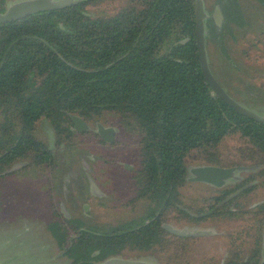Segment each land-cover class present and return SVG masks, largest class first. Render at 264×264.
Instances as JSON below:
<instances>
[{
  "label": "trees",
  "instance_id": "16d2710c",
  "mask_svg": "<svg viewBox=\"0 0 264 264\" xmlns=\"http://www.w3.org/2000/svg\"><path fill=\"white\" fill-rule=\"evenodd\" d=\"M222 1L225 22L220 30L213 25L205 36L209 68L234 101L264 107V84L253 81L264 76V62L248 60L249 48L264 58V28L254 39L245 38L247 28L259 27L258 17L250 26L240 1ZM7 2L0 0V12ZM253 5L264 10V0H253ZM231 39L247 42L235 58ZM211 54H218L217 66ZM223 60L233 74L234 89L228 87L243 99L231 96L219 82ZM72 115L92 124L113 122L131 135L138 165L133 188L150 219L135 233L94 244L83 233L70 248L72 264H91L137 248L166 262L183 261L192 244L185 247L184 239L170 240L163 231L169 210L190 226L253 219L254 227L228 235L234 238L227 239L224 264H259L264 202L251 208L244 198L264 180L205 218L179 208L204 213L238 188L227 186L218 199L214 194L192 196L185 205L181 190L190 167H255L259 169L251 180L264 179V125L225 104L200 70L195 0H82L0 24V178L17 173L2 175L16 164L47 163L50 151L39 132L42 122L49 125L57 149L78 151ZM65 227L78 228L66 218L49 225ZM95 252L99 255L92 256Z\"/></svg>",
  "mask_w": 264,
  "mask_h": 264
},
{
  "label": "rangeland",
  "instance_id": "374dc122",
  "mask_svg": "<svg viewBox=\"0 0 264 264\" xmlns=\"http://www.w3.org/2000/svg\"><path fill=\"white\" fill-rule=\"evenodd\" d=\"M14 1L17 0H8L6 6L7 4ZM225 1L226 3L229 2L231 3V5H234L233 0H225ZM237 1L238 3L240 1L243 10L248 12V14L246 13L245 14L247 15L250 26L256 23V19H257L256 17H258L259 19L258 28L250 27L246 29L248 30L247 32L248 37L245 38L254 39L258 34V31L264 28V25L262 24L264 22V10L260 9L259 6L257 5H253V0H237ZM203 2H204L205 11L208 14V18L205 24L207 27V31L209 33L211 30L210 28H212L213 26V21L211 16L214 10V6L215 4L222 5L223 1L203 0ZM223 14L224 13H222V23L225 22L226 19ZM241 47H247V42L245 40L241 39L240 42L238 43L232 41V39L230 40L229 50L232 51V55L234 58L238 57L239 55L238 50ZM211 48H213L212 42H210V47L208 48L209 52H212ZM249 52H250V56H248L249 61L254 62L257 59L264 62V58L259 59V57H257L256 55L257 53L253 49L249 48ZM212 55L213 54H211V56ZM217 55L216 54L215 56L213 55V59H212L213 60L212 62H214L216 66L218 64ZM222 62H223L222 68H219L218 72L221 76H223V79L221 80V78H219V82L223 81L225 83L227 90L229 91L231 96H233L234 98L239 97V99H241L240 97L242 96L240 94H236L234 91H232L229 88L230 86L231 88H233L231 85L233 74L232 71H230L227 67L225 68L224 60ZM253 81L257 86H259L261 83L264 84V76L258 75V77L256 79H253ZM224 90L226 91V89ZM249 104L247 105V103H243V104L241 103L242 106L250 110H253L261 115H264V107L254 105L255 102L254 104L252 103ZM111 123L106 122L105 124L114 126L117 130L115 136L116 137L115 145H112L110 147L106 144H102L101 142H99L98 138L95 136V134H93L94 133V127H93L91 131L92 135H78L77 136L78 138L73 140V142L75 143L74 147L78 148L79 150H82L81 152L72 149L65 153L62 152L63 150L65 151V149L63 148V146H61L59 149H57L58 150L57 152L59 153L58 155L59 158L56 161V163H60V164L65 163L67 165L71 164L70 162L73 161L69 160L70 162H67V159L64 157V155L68 154L71 155L69 156L70 158L71 157L74 158V156L77 153L76 157L74 158L75 159L74 163L77 165L79 173L84 175L86 172L82 167V163L89 165L93 164L94 169L97 171L100 168L102 169L106 168V166H104V163L102 161L96 162V159H94L95 157L106 158L110 161L112 165L115 164L117 165L118 161L126 164L132 163V160L135 159V153H136L134 140L132 139L130 134L121 131V129H119L117 125H113L114 124L113 122ZM39 132L42 139L49 145V147H54L53 134L50 130L49 125L46 122L40 123ZM90 138L93 139L90 140ZM247 168H255V167H247ZM258 169L259 168H257L255 171L237 172L236 177L238 178V180H243V179L251 180L253 178L251 177L252 175L251 173L255 174L258 171ZM35 170L38 171V169L36 168ZM35 170L26 169L24 171L17 172L11 176H7V177L5 176L3 178H0V201L2 203V206L0 203V264H68L66 260L64 261L61 258H57L61 249L57 248L54 240L49 237L50 234L46 232V230L50 232L49 231L50 223H53L54 221L61 222L63 218L68 219V217L64 215V212H66L67 210L65 209V211H62L60 207V203L63 201L61 200V198L53 200L47 196V194L45 193L46 190L44 188V180L41 178V176L37 174L38 172ZM119 171H121V169ZM62 175L63 174L59 173L58 177H61ZM70 177L71 176L68 175L65 178L69 179ZM254 177H257L256 181L264 180L263 178H259L258 176H254ZM94 178L96 179L97 182H100L98 178L96 177ZM233 185H234L233 182L227 184V186H233ZM79 186H80V190L76 193L77 195H74L75 199H78V197L80 199L84 198L85 192H84L83 184H79ZM99 186H101V190L103 191V193H106L107 189H105L101 183L99 184ZM76 187H78V183L76 184ZM60 191L62 193H66L67 195L70 194L68 193L69 190H65L64 187H61ZM181 193H183L182 190ZM191 195L194 197L196 195H199V193H196V191H194V194L191 193ZM51 196L54 197V195L52 194ZM204 196H208V194L204 192H200L199 198H202ZM91 198L93 202L92 205L89 204L90 211H94V216H97L96 220L99 223L104 222L106 220L105 217L106 211H104L99 206H96L94 196L92 195V193H91ZM244 199L243 200L247 202V204H249L250 206L259 202H264V184L256 186L252 192L247 193ZM82 204L83 203H80V206L77 209L80 214H82ZM115 205L117 206L116 209H111V211L115 212V214H118V216L121 214L120 217L124 219L125 214H123L121 203L118 202L115 203ZM118 205H120V207ZM52 207L54 213L53 216H51L52 217L51 218L49 217V212L52 211L51 210ZM69 213L70 212L68 211L67 214ZM176 217L177 216L175 214L171 213L169 219H166V221L169 225L175 227V229L183 230L184 227L187 225V223H184V221L180 219H176ZM254 225H256V223L254 222L253 219H243L235 223L232 222V223L209 224L205 222L199 224L198 226L195 225L196 226L195 228L187 225L189 226L188 229L190 231L194 230L193 232L202 233L207 231L214 233V237L212 238L207 237L205 239L197 240L193 252L188 257L190 261V263L188 264H202L203 260L209 257H212L215 263L218 264L219 261L226 256V252H228V248H229L228 245L226 244L227 238L224 235L236 234L238 233L239 230H241V228L243 229L244 227L246 228L254 227ZM119 257L127 260L146 261L153 264L166 263L165 259L162 256L159 255L158 257V254L154 252L138 253V251L136 250L131 252L124 251ZM263 257H264V252L262 254V258ZM170 264H183V262L179 261Z\"/></svg>",
  "mask_w": 264,
  "mask_h": 264
},
{
  "label": "flooded vegetation",
  "instance_id": "af4514ba",
  "mask_svg": "<svg viewBox=\"0 0 264 264\" xmlns=\"http://www.w3.org/2000/svg\"><path fill=\"white\" fill-rule=\"evenodd\" d=\"M215 5L219 6L220 11H221V15H222L223 10H222L221 4L220 5L215 4ZM211 18H212V16H211ZM212 21H213V25L217 28V30H220L221 26L224 23V22L222 23V18H221V22L219 25H217L214 18H212ZM82 121L85 123V126H84L85 128L83 127L84 131H73V124H72L71 131L74 135V140L78 138L77 137L78 135H92L91 131H92V128L94 127V133L93 134H95V136L98 138L99 142H101L102 144H106L110 147L112 145H115V143H116V137L115 136H116L117 130L114 126H111L108 124L103 125L99 122L92 124V123L87 122L83 119H82ZM98 124H101L104 128H113L115 130L114 136H113V141L111 143L103 141L99 137V135L96 133ZM92 139L93 138H90V140H92ZM54 143L55 142H53L54 147L48 148V151H50V153L48 155L47 163L42 164V165H36V166L29 165L28 163H24L25 166L23 168H20V170L18 169V171H16V172H21V171H24L26 169H34V170H35V168L38 169V171L37 170H35V171H37L38 172L37 174L39 176H41V178L44 180V188L46 190L45 193L47 194V196L53 200L61 198V200L63 202L60 203V207H61L62 211H65V209L67 210L66 212H64V215L66 217H68V220H71L72 226L78 227V228L65 227V228H58V229L57 228L56 229L49 228L50 232H48L46 230V232L48 234H50L49 237L54 240L57 248L61 249L57 258H61L64 261L66 260L68 262V264H72L74 260L69 257L70 248L73 246L74 241H76V240L78 241L79 239L82 238L83 233L87 234L88 235V241L91 242L92 244H94L98 241H105V240L108 241L109 238H121L122 236H124L128 233H135L138 230H140L142 228V226L150 223V219L148 218L149 216L147 214L145 215V213H144L147 205L142 199H140L139 194H136V193H138V191H136L133 188V184H134L133 176H134L136 168L138 166L137 164L133 163V161H135V159L132 160V163H129L130 165L123 163V162H120V161L117 162V165L116 164L112 165L110 163V161L106 158L95 157L94 159H96V162L102 161L104 163V166H106V168L105 169L100 168L97 171L94 169L93 164L89 165V164L82 163V167H83L84 171L86 172L84 175V174L79 173L77 165L74 163V160H75L74 158L76 157L77 153L74 156V158H72V157L70 158L69 156H71V155H68V154L64 155V157L67 159V162H70L69 160L73 161V162H70L71 164L67 165L65 163L64 164L56 163V161L59 158V156H58L59 153L57 152L58 150H57ZM78 151L81 152L82 150H78ZM62 152L66 153L67 151L63 150ZM120 169H121V171H119ZM59 173H61L63 175L61 177H58ZM2 175H4V174H2ZM68 175L71 177L69 179H66L65 177ZM94 177L98 178L100 180V182H97ZM188 177H189V175H187V178ZM77 183H78V187H76ZM100 183L102 184V186L105 189H107L106 193H103V191L101 190V186H99ZM186 183L187 184L182 188L183 195L185 197V205H189V199L192 197L191 193L194 194V191H196V193H199V195H196V197H198V198L200 196V192H204V193L208 194L209 196L211 194H214V198L218 199L221 196V194L224 191H226V187H227V184H225L224 186L218 187V186H213V185L200 183V182H190V181H188V179H186ZM230 183H232V182H230ZM257 183H259V181H256V180H250V181L248 179L236 180L233 182V184H234L233 186L238 185V188L235 191H233V193L238 191L239 189H242L245 187V189L238 194V195H240V194L244 193L245 191L252 189L255 185H257ZM79 184H83V188H84V192H85L84 198L80 199L78 197V199H75L74 195H77L76 193L80 190ZM61 187H64L65 190H69L68 193H70V194L67 195L66 193H62L60 191ZM56 189L59 193L56 191ZM90 191H91L92 195L94 196L96 206H99L104 211H106V214H105L106 220L104 222L99 223L96 220L97 216H94V211H90V205H92V202H93V200L91 198ZM233 193H231V194H233ZM51 194L54 195V197L51 196ZM237 196H235V197H237ZM234 198H232V199H234ZM120 200H122V201H120ZM222 201H219L216 205H214L210 210H208L206 212L212 211V213H214V211L217 208L222 206L221 205L218 207L219 203H221ZM118 202L121 203V208L123 209V214H125L124 219L120 217L121 214L118 216V214H115V212L111 211V209H116L117 206L115 205V203H118ZM0 203H1V201H0ZM80 203H83L82 204V214H84V215L80 214L79 211L77 210L80 206ZM262 203L263 202L256 203V204L252 205L251 208L256 207ZM1 206H2V203H1ZM118 206L120 207V205H118ZM215 207H217V208H215ZM179 208L181 210H183L188 216H191V217L206 213V212H204L201 214H192V213H190L189 209H187L183 206H180ZM51 210L52 211L49 212V217L53 216V213H54L53 207L51 208ZM68 211L70 212L69 214H67ZM170 211L171 210L168 211V214L165 216V219H169V217L172 213ZM210 215H208V216H210ZM208 216H205V217H208ZM205 217H198V218L194 217V218L200 219V218H205ZM154 218L151 217L152 220ZM143 219H144V222H143ZM176 219H179V217L177 216ZM182 221H184V223H187V225L190 226L188 219L186 220L185 218L184 219L182 218ZM165 225H169L167 223V221L162 223V229H163V231H165V233H168L170 235V237H171L170 240L184 239V241L186 243V245H184L185 247L192 244V251L189 254H187V257L185 259H183V261H182L183 264L190 263L188 257L193 252L194 247H195V243L197 242V240L205 239L207 237H209V238L214 237V233H212V232L205 231V232L200 233V232H193L194 230L190 231L188 229L189 226H187V225L185 226L187 228L184 227L183 230L182 229L181 230L175 229V227H173L172 225H169L172 228H174L175 230H178L181 232L198 234V236L180 237V236H176V235L169 233L164 228ZM191 226L194 228L196 227L195 225H191ZM70 234H72V235H70ZM228 235L229 234H225L224 236L230 240H232V238H234V237H232V238L228 237ZM56 236H58L60 238L65 236V238L56 239L55 238ZM227 239H226V241H227ZM235 239H236V237H235ZM244 239H246V238L244 237ZM138 240H140V239H138ZM190 242H193V243H190ZM226 244H227V242H226ZM261 246H262V249H261V256H260L259 264H264V257L262 258V254L264 252V232H262V234H261ZM135 250L138 251V253H140V252L142 253V251L139 248L131 250V251H135ZM124 251H129V250L125 249ZM227 254H228V252H226V256H227ZM98 255H99V253L95 252L92 256H98ZM120 255L109 256L106 259H104L103 261H99V260L93 261L92 260V261H90V263L91 264H99V263L102 264L104 261L109 260V259L127 260V259L120 258L119 257ZM226 256L224 258H222L218 264H224ZM127 261H138V262L150 263V262L139 261V260H127ZM170 263H172V262H166V263H161V264H170ZM75 264H77V263H75ZM150 264H153V263H150ZM202 264H216V263H215L214 259H212V257H209V258L203 260Z\"/></svg>",
  "mask_w": 264,
  "mask_h": 264
},
{
  "label": "water",
  "instance_id": "95a60500",
  "mask_svg": "<svg viewBox=\"0 0 264 264\" xmlns=\"http://www.w3.org/2000/svg\"><path fill=\"white\" fill-rule=\"evenodd\" d=\"M80 1L82 0H17L7 4L5 10L3 12H0V24L12 20L20 19L38 12L65 8L73 4H77ZM207 18H208V14L205 11L203 0H195V43H196L200 70L203 74L206 83L209 85V87L212 89L215 95H217L225 104H227L230 108H232L236 113L264 125V115H261L253 110H250L242 106L241 104L237 103L236 101H234L226 93V91L220 86V84L213 76L209 68L208 59H207V50L205 46V36L208 35L207 27L205 24ZM212 18H214L217 25L220 24L222 15L218 5H215L214 7ZM70 119L73 124V131H84L85 123L82 121L81 118L72 115L70 116ZM114 131L115 130L113 128H104L101 124H98L96 133L103 141L111 143L113 141ZM24 166H25L24 163L14 165L3 174L4 175L10 174L20 168H23ZM256 169L257 168H247V167H237V168H229V169L218 168L213 166L192 167L188 169L189 177L187 179L190 182H200V183L221 187L224 186L225 184L238 180V178L236 177L237 172L255 171ZM244 189L245 187L229 195L226 199H224L221 203H219L218 207L229 202L232 198L237 196ZM211 213L212 211H209L201 215H196L194 217L196 218L205 217L210 215ZM164 228L169 233L180 237L198 236V234L195 233H185L175 230L169 225H165ZM103 264H150V263L127 261L120 259H109L104 261Z\"/></svg>",
  "mask_w": 264,
  "mask_h": 264
}]
</instances>
